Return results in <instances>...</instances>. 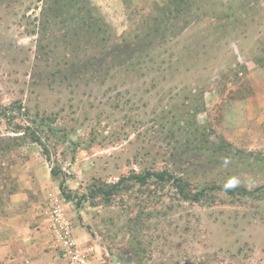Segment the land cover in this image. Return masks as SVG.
Wrapping results in <instances>:
<instances>
[{
	"label": "rangeland",
	"instance_id": "obj_1",
	"mask_svg": "<svg viewBox=\"0 0 264 264\" xmlns=\"http://www.w3.org/2000/svg\"><path fill=\"white\" fill-rule=\"evenodd\" d=\"M89 2L112 39L84 51L62 17L43 27L45 0H0V223L36 210L52 235L58 207L93 248L89 264H264V0ZM160 14L161 34L145 40ZM203 137L225 144L229 163ZM164 169L190 198L153 180L90 195L93 183ZM32 171L44 189L12 206ZM231 178L252 194L225 190Z\"/></svg>",
	"mask_w": 264,
	"mask_h": 264
},
{
	"label": "trees",
	"instance_id": "obj_2",
	"mask_svg": "<svg viewBox=\"0 0 264 264\" xmlns=\"http://www.w3.org/2000/svg\"><path fill=\"white\" fill-rule=\"evenodd\" d=\"M45 4L46 6L44 7V11L42 12L45 15L43 27H48L49 21L58 18V16L62 17L61 21L65 22V26L68 27L69 30L65 31L63 36H66L67 39L76 38L77 43H79L78 45L82 46L80 41L83 39H77L78 36L82 33L81 38H84L85 42L84 46H82V49L84 51L87 49H93L99 43H107L112 39L111 28L103 21L102 18L97 15V12L90 4L89 0H45ZM168 6L169 17V15L171 16V14H173L172 10L175 7H171V3L169 2ZM66 14H68V17L64 16ZM165 15L166 14H160L158 16L153 17L148 28L146 29L144 38L145 40L150 41L152 39H156V37L161 34L160 30L163 27L162 23H165L167 21V16ZM69 17L72 19V21H70ZM87 38L89 39L87 40ZM67 42L69 43V40ZM0 115L5 116L6 111L0 109ZM11 128L14 132H22V136L26 134L25 128H23L21 125L16 124ZM28 134L32 142L38 143L40 146H43V143L38 135H36L34 132H30ZM206 138L207 137H203L204 146H202L201 144L200 146L199 144H197L196 146L209 150L211 157H215L214 159L218 161L224 160L229 156L226 151L227 146L225 144L221 143L215 145L214 143L208 141ZM44 154L46 156V159L49 160V155L46 151H44ZM50 172L53 177L58 175V172L53 168H51ZM149 180H153L156 183L161 184L169 183V185H171L178 194H180L184 198H190L188 193H185L186 184L183 179L169 172L166 169L161 170L159 172L147 170L139 174H130L126 177L123 176L118 181L110 184L93 183L89 188L90 195H100L104 199L108 200L113 194L118 193L123 188H126L128 186V181L136 182L140 185H145ZM58 188L65 199H71V195L65 192L63 180L58 183ZM227 191L232 194H237L238 196L252 194V191H248L244 188H238L234 191L229 189ZM205 192V187H203L199 191L194 193L192 195L193 197L191 198L195 201H198L201 197L205 196Z\"/></svg>",
	"mask_w": 264,
	"mask_h": 264
},
{
	"label": "crops",
	"instance_id": "obj_3",
	"mask_svg": "<svg viewBox=\"0 0 264 264\" xmlns=\"http://www.w3.org/2000/svg\"><path fill=\"white\" fill-rule=\"evenodd\" d=\"M33 172L24 174L27 177L26 180L21 182L20 188L11 195L12 206L18 207L19 204H24L29 200L31 192L35 193L44 189V185L39 181L41 174ZM42 176L43 181H46L48 175L43 172ZM42 200L41 197H38V202ZM33 206L35 209L38 204ZM0 225L2 231L4 229L10 232L8 240H0L1 264L6 262H8L7 264H67L66 259L54 250L55 246L50 233L41 228L36 210L2 218ZM75 236L78 242L83 243L87 240L80 229H75ZM23 260L26 263H23Z\"/></svg>",
	"mask_w": 264,
	"mask_h": 264
},
{
	"label": "built area",
	"instance_id": "obj_4",
	"mask_svg": "<svg viewBox=\"0 0 264 264\" xmlns=\"http://www.w3.org/2000/svg\"><path fill=\"white\" fill-rule=\"evenodd\" d=\"M50 231L55 248L67 259V264H89L92 247L83 251L74 239L71 222L58 207L50 214Z\"/></svg>",
	"mask_w": 264,
	"mask_h": 264
},
{
	"label": "clouds",
	"instance_id": "obj_5",
	"mask_svg": "<svg viewBox=\"0 0 264 264\" xmlns=\"http://www.w3.org/2000/svg\"><path fill=\"white\" fill-rule=\"evenodd\" d=\"M225 164L229 163L227 159L224 161ZM239 181L236 178H231L228 180V182L225 184V190H229L232 188H235L238 185Z\"/></svg>",
	"mask_w": 264,
	"mask_h": 264
}]
</instances>
